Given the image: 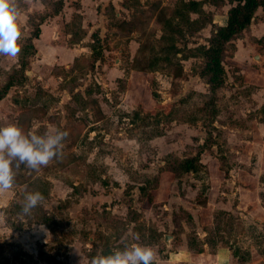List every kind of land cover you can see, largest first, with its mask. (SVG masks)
I'll use <instances>...</instances> for the list:
<instances>
[{"label": "rangeland", "instance_id": "obj_1", "mask_svg": "<svg viewBox=\"0 0 264 264\" xmlns=\"http://www.w3.org/2000/svg\"><path fill=\"white\" fill-rule=\"evenodd\" d=\"M53 1L19 0L21 51L34 31L29 18L37 24L43 17L44 25L54 17L47 16ZM152 2L122 0L115 7L120 18L107 4L101 10L111 29L104 33L84 34L74 13L70 27L49 28L45 42L87 47L85 55L71 62L63 58L67 47L55 56L52 51L36 54L27 60L25 73L30 75L0 100V125L10 121L25 132L59 128L69 133L59 159L40 171L21 166L15 170L13 187L0 193V264H89L100 252L122 248L125 237L132 242L133 232L139 234V243L155 250L154 264H264V147L236 145L234 132L247 126L243 140L251 138L249 128L258 127L256 120L238 114L236 94H228L226 84L216 117L206 118L207 87L197 74L202 60L187 56L195 46L206 44L214 25L184 30L180 52L170 63L161 61L157 71L130 77L142 42L152 43L157 54L163 46ZM159 2L170 11L177 0ZM66 3L74 5L73 0ZM133 13L138 17L133 27L119 26L123 19L130 22ZM91 45L102 63L93 62ZM19 55H0V88L7 73L18 68ZM233 64L227 53L224 67L230 72ZM178 65L182 71L175 77ZM198 152L197 172L176 176L161 171L169 157L184 159ZM257 154H262L261 161ZM209 185L219 190L213 201L231 208L214 209L210 217L206 214L208 223L202 222L205 214L201 224L194 223L183 209L185 202L189 199L192 207L203 209ZM185 186L193 188L187 197ZM34 190L48 196L30 216H22L23 197ZM40 225L46 233L38 230ZM190 239L200 252L188 248Z\"/></svg>", "mask_w": 264, "mask_h": 264}, {"label": "trees", "instance_id": "obj_2", "mask_svg": "<svg viewBox=\"0 0 264 264\" xmlns=\"http://www.w3.org/2000/svg\"><path fill=\"white\" fill-rule=\"evenodd\" d=\"M227 1L233 5L227 11L225 23L211 32L206 44L197 45L190 51L188 50L189 55H187L188 57H198L202 60V65L197 74L207 86L206 93L203 97V114L206 118H211V120L215 118L218 113L217 102L220 97V91L226 81L224 61L226 54L232 48V41L243 36V32L248 30L252 18H254L258 10L264 12V0ZM204 2L205 1L177 0L173 8L169 11L159 0H153L151 5L156 10L154 21L161 27L159 41L163 43V46L157 54L154 51L152 43H147L146 41L142 42L132 59L131 70L138 73H151L157 71L161 61L170 63V57H174L180 52L178 42L179 40H183L184 30L188 32L197 31L202 25L211 23V18L206 16V13L202 9ZM52 4L54 9L50 14H47L48 17L56 15L61 11L64 6V0H55ZM191 15H196L197 18L192 19ZM137 19V14L133 13L130 22L123 20L119 23V26L127 24L129 27H133L134 20ZM43 20L44 18L42 17L38 20V23L35 24L32 22V18H29L30 23L34 26V31L30 37L26 39L24 47L18 57V68L7 73L6 79L0 88V100L6 95L10 87L22 84L26 80L25 71L27 60L33 58L37 53L33 41L39 37V26L42 24ZM78 23H80L79 16L76 17V24ZM70 26L71 24L68 23L65 27ZM68 32L70 33L71 31ZM150 36L154 37L153 34H150ZM90 49L92 51L91 58L93 62L99 61L102 63V56L99 53L95 54L94 45H91ZM161 54H163V58L159 56ZM75 61L77 62L79 59H75L74 62ZM94 63L89 66L92 68ZM177 67L179 72L174 75L175 77H178L182 71L181 66L178 65ZM77 68L78 66L76 64L75 69ZM199 157V152L194 157H187L184 159L169 157L168 161L164 163L161 171L170 172L176 176H181L189 172L195 173L198 171ZM155 183H158V178ZM139 190L142 191L143 188H139ZM43 196H48V193H45ZM41 224H44L43 221H41ZM194 243V239L188 240V248L191 249L193 247L195 251L200 252L198 247H194Z\"/></svg>", "mask_w": 264, "mask_h": 264}, {"label": "crops", "instance_id": "obj_3", "mask_svg": "<svg viewBox=\"0 0 264 264\" xmlns=\"http://www.w3.org/2000/svg\"><path fill=\"white\" fill-rule=\"evenodd\" d=\"M74 5L70 6L66 3L61 9V11L54 16L52 19L46 21L44 25L40 26V39H36L35 49H37V55L42 57L44 53H48L50 51L53 52L54 56L60 53L62 49L66 47V53L63 55V58H69L70 61H74L78 59L81 55H85L87 51V47H82L80 45L73 44L72 47H54L51 44L45 42L44 37L49 32V28H54L59 30L63 25L64 27L70 22L71 16L74 13L80 17V29L84 34H93V33H104L108 29H111L108 26L109 18L103 12V7L107 4H110L112 8L119 6L118 3H122V0H73ZM152 1V0H151ZM188 1V0H184ZM195 1H205L202 9L205 13L209 14L211 18V23H207L209 26H213L212 31L215 30L218 26L223 25L225 23V17L227 15V11L230 9L231 5L227 0H195ZM66 2V0H64ZM164 5V3H162ZM101 7L98 11V7ZM121 9V8H120ZM116 18H120L121 15L118 10H114L113 14ZM196 16V15H195ZM125 20V19H123ZM128 20V19H127ZM125 20V21H127ZM205 24V25H207ZM49 25V26H48ZM205 25H203L200 29L205 30ZM211 31V32H212ZM67 34V35H66ZM70 33L65 31V35L68 38ZM210 36V35H209ZM208 36V38H209ZM42 37V38H41ZM40 42V40H42ZM40 44V46H38ZM120 51V50H119ZM231 55V59L234 62V66L231 67V71L228 70L230 67H225L226 71V81L225 84L228 85L227 92L228 94H236L237 103L236 108L238 114L246 117V118H254L256 120L255 129L249 128V135H252L251 138L243 140L242 131H244L247 126L242 127V129H234L236 132V145H240L243 143L250 144L254 148H263L264 147V120H261L262 112L264 113V12L258 10L254 18H252V22L248 28V30L243 32V36L235 41H232V48L228 51ZM59 55V54H58ZM61 59V57H59ZM139 75H147L145 73H138L130 70V77L137 78ZM98 84L104 85L97 81ZM105 86V85H104ZM135 86V84H134ZM204 87H207L204 85ZM126 96V94H124ZM131 95V94H130ZM125 103V101H121ZM238 115V116H240ZM237 116V114H236ZM249 125V122L246 123ZM233 132V130L231 131ZM260 149V150H261ZM262 154H257V158L261 161ZM107 165H110V161L107 160ZM164 174L166 172H163ZM164 179V178H163ZM227 179H224V182ZM195 189V188H194ZM193 191L192 187L185 186V197L189 195V191ZM209 196L207 203L202 209L201 205H197V209L190 205V200L185 202V209L192 217L193 222H197L201 224V217L203 214H208L210 217L211 213L214 209H225L228 210L231 207L227 206V203L218 201L216 204L213 201V195L216 194L219 190L212 185H209ZM191 193V192H190ZM218 195V194H217ZM225 195V194H224ZM228 196V200L230 196ZM212 197V198H211ZM155 198V197H154ZM165 200L168 198V193L165 196ZM180 199V198H178ZM163 200V199H162ZM156 199L152 200V205L156 203ZM229 202V201H228ZM199 208V209H198ZM199 217V219H198ZM209 217L202 218V222L208 223ZM203 254V253H199ZM224 254H226L224 252ZM222 257L221 255H218ZM217 258V256H215ZM222 260V259H221Z\"/></svg>", "mask_w": 264, "mask_h": 264}, {"label": "clouds", "instance_id": "obj_4", "mask_svg": "<svg viewBox=\"0 0 264 264\" xmlns=\"http://www.w3.org/2000/svg\"><path fill=\"white\" fill-rule=\"evenodd\" d=\"M20 16L19 0H0V55L13 58L19 55L22 38ZM68 135V131L59 128L37 134L25 132L17 123L10 121L0 125V193L13 187L15 170L21 166L40 171L54 159H59ZM44 199L38 190L26 192L20 214L30 216ZM38 230L47 232L43 225L38 226ZM129 236L132 242H126L128 238L125 237L122 248L100 252L90 259L89 264H154L156 252L153 247L139 243L138 233H129Z\"/></svg>", "mask_w": 264, "mask_h": 264}, {"label": "water", "instance_id": "obj_5", "mask_svg": "<svg viewBox=\"0 0 264 264\" xmlns=\"http://www.w3.org/2000/svg\"><path fill=\"white\" fill-rule=\"evenodd\" d=\"M30 73H31V72L27 71V72L25 73V75H26V76H29ZM164 241H167V236L164 237Z\"/></svg>", "mask_w": 264, "mask_h": 264}]
</instances>
